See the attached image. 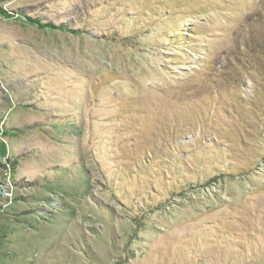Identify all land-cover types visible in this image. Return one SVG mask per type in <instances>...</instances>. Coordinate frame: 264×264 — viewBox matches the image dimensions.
<instances>
[{
	"label": "rangeland",
	"instance_id": "374dc122",
	"mask_svg": "<svg viewBox=\"0 0 264 264\" xmlns=\"http://www.w3.org/2000/svg\"><path fill=\"white\" fill-rule=\"evenodd\" d=\"M0 264H264V0H0Z\"/></svg>",
	"mask_w": 264,
	"mask_h": 264
}]
</instances>
